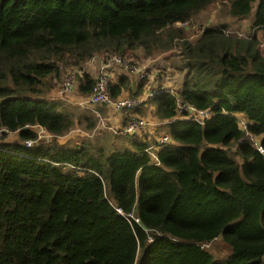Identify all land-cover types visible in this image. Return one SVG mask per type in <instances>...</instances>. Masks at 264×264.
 <instances>
[{"label":"trees","instance_id":"16d2710c","mask_svg":"<svg viewBox=\"0 0 264 264\" xmlns=\"http://www.w3.org/2000/svg\"><path fill=\"white\" fill-rule=\"evenodd\" d=\"M215 3L251 16L254 34L222 25L190 41L173 29ZM260 32L264 0H0V128L18 137L0 141V264H264V154L237 118L264 147ZM177 46L187 69L178 92L146 103L171 122L170 143L120 133L112 143L61 141L93 132L97 118L50 99V80L76 68L86 99L96 80L83 67L94 56L155 59ZM132 79L133 94L126 78L111 81V97L142 93L149 80ZM178 99L211 119H177ZM217 240L230 250L223 260L205 247Z\"/></svg>","mask_w":264,"mask_h":264},{"label":"rangeland","instance_id":"374dc122","mask_svg":"<svg viewBox=\"0 0 264 264\" xmlns=\"http://www.w3.org/2000/svg\"><path fill=\"white\" fill-rule=\"evenodd\" d=\"M228 13L229 12H228L227 5H224L221 3H215L209 8H207L206 10H204V12H202L201 14L193 18L191 21H189V23H187L186 25L184 23H176L175 25H173V29L179 32H184L186 38L190 41L197 40L200 37L203 30H207L208 28L219 27L222 25L228 26V30H227L228 33L235 34L241 38H248L254 34L255 28H253L252 26L251 16L244 18V19H237V18H234L228 15ZM258 36L260 38V51L264 55V47L261 46L262 40L264 38V32H260ZM129 56H130L129 58L132 59L133 61L132 63H137L134 65L149 69V66H150L149 62L156 60L162 55L155 57V59H149V58L147 59V58H144L145 57L144 53L135 52L133 54L129 53ZM161 63L163 64V66L160 68L161 70L160 73L164 74V76L162 78H159L158 80H160L164 84H160L159 82L157 85H154L155 83L151 82L149 84L150 86L149 89L156 90V89L165 87L167 89L172 90L173 93H177L179 90V83L187 72V69L185 68V58L183 56L182 49H180L177 46L174 51L164 56V58L161 60ZM100 64L101 62L98 63V66ZM83 71L90 73L95 77V71H97V68L95 67V71H94L92 68H90V63L88 62L87 64L84 65ZM150 71H151V67H150ZM156 71H157V66H156ZM75 72L77 76V83H76L75 91L68 95H62L60 93L62 83L66 80L67 77L74 74ZM77 72L78 71L76 68L68 67L65 69L64 74L62 73L61 78L59 79L55 78L53 80H50V83L52 85V88L49 91L50 99L63 102L66 105L67 109H69L76 116V118L81 117V115H85L86 113L93 114L97 118V128L93 132L89 133L85 130L77 128L71 133L73 134L74 137H71L70 140L71 139L75 140L77 135H80L77 138L87 137L88 140L95 141V142L99 141V143H103V144L114 142L113 135L117 134L116 131L120 129V126H117L115 122L110 121L108 119L107 117L108 109L106 108L102 109L100 107H97L96 109L95 108L88 109V108H82L80 106L81 101H83L85 98L81 96L78 91ZM110 73H112V71H110ZM149 75H151L150 72H149ZM166 76L169 77L167 81L165 79ZM125 96H132V95H125ZM166 123L169 124L171 122L168 121ZM149 130H150V125L148 126L147 131L145 133H147ZM155 130H156L155 131L156 134L158 135L157 136L158 139L152 138L153 134L151 137L150 131H149V137H151V140H149V142L150 144L153 145V148L159 144L158 142H159L160 136H163V135L169 136L168 134L169 132L168 131L165 132L166 125H162ZM41 136L43 138V135ZM119 136H124V135H119ZM127 136H131V135H127ZM67 137H63L61 141L64 142L67 139ZM132 137L142 139L143 135H136ZM7 139L9 142H14L18 139V137H17V134L12 133L7 137ZM119 212L121 213V211ZM153 240L154 239L151 237L150 241L152 242ZM205 247L210 249L218 260H223L226 257H228L230 254L229 248L224 243L220 242L219 240L215 241L212 244L206 245Z\"/></svg>","mask_w":264,"mask_h":264},{"label":"built area","instance_id":"2783aa9c","mask_svg":"<svg viewBox=\"0 0 264 264\" xmlns=\"http://www.w3.org/2000/svg\"><path fill=\"white\" fill-rule=\"evenodd\" d=\"M185 25L187 23H184ZM262 47H264V38L262 40ZM129 55L120 56V55H107L101 54L94 56L90 61V68L95 71V67L97 71H95V85L93 87L92 93L81 101L80 106L82 108L88 109H96L97 107H112L118 113L123 115L129 114L131 111L137 109L138 107L144 106L149 99L160 96L161 94L167 92L171 94L173 93L172 90L167 89L165 87L159 89H148L145 93L139 96H123L116 100L111 97L110 87L109 84L111 82V74L110 71H114L116 69H123L127 75L131 76L132 78H136L138 82L147 81L150 79L151 75H149V69L145 67H139L137 63H132V59L129 58ZM101 64L98 66V63ZM151 62H149V65ZM139 65V64H138ZM152 74V73H151ZM77 83V76L76 72L69 77L62 83L60 93L62 95H68L75 91ZM212 117V112L210 110H201L196 108L193 105L185 104L182 102L181 99H178V116L177 119L179 120H186L195 122L201 126H204ZM239 125L241 129L244 131L245 138L252 143L255 149L264 154V147L259 139L250 135L248 131L249 122L243 118L241 115H237ZM150 123L142 117H137L132 115L129 117L128 123L125 127H121L120 131H116V133H120L123 135H144L147 131L148 126ZM38 132V140L37 141H44L47 142L50 138V135L41 127L37 126L34 127ZM12 131H9L7 128H0V141L5 136H9L12 134ZM43 135V138L42 136ZM171 142L170 136L163 135L159 137V145L168 144ZM34 141H27L26 145L31 146L34 144Z\"/></svg>","mask_w":264,"mask_h":264},{"label":"crops","instance_id":"0c3cea01","mask_svg":"<svg viewBox=\"0 0 264 264\" xmlns=\"http://www.w3.org/2000/svg\"><path fill=\"white\" fill-rule=\"evenodd\" d=\"M165 55H162L161 57L157 58V60H155V62L153 63L151 61L150 67H151V77L149 79V81L144 84V89L142 90V93H145L146 90H148L150 88L149 84L151 82H154V85H157L159 82L160 84H164L162 83L160 80H158L159 78H162L164 76V74L159 75L158 73L161 71L160 68L163 66V64L161 63V60L164 58ZM139 58V57H138ZM156 66H157V71H156ZM157 74V75H156ZM126 81L125 83L127 84V87L129 88V91H132V94L134 93V91L137 90L138 88V84L137 82L135 83L132 79L131 76L127 75V73L122 70V69H116L112 72L111 74V81L112 82H117L120 81L121 79H125ZM166 81L169 79V77H165ZM129 91L123 92V94L121 96H125V95H131ZM142 93L138 94L141 95ZM137 95V96H138ZM102 109L106 108L108 109V114L107 117L110 121H113L116 123L117 126L122 127L123 122L126 120L128 121V116L126 117L125 115H122L121 113H118L116 110H114L112 107H100ZM141 112L143 114H139V113H134L135 116L137 117H142L145 118L149 123H150V135L152 138H157V134H156V130L157 128H159L162 125H166V130L165 132L168 131L167 129V124L166 122H161L155 113V109L153 106H151L150 104H145L144 106L140 107ZM149 131L147 133H145L143 135V140L144 141H148L151 140V137H149ZM71 137H74L73 134L68 135L67 139L65 141H67L68 139H70ZM158 139V138H157ZM150 143V142H149Z\"/></svg>","mask_w":264,"mask_h":264}]
</instances>
